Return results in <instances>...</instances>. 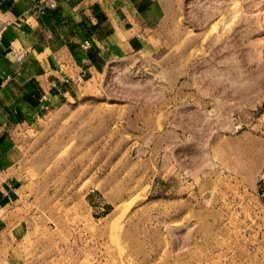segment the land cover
<instances>
[{
  "label": "rangeland",
  "instance_id": "1",
  "mask_svg": "<svg viewBox=\"0 0 264 264\" xmlns=\"http://www.w3.org/2000/svg\"><path fill=\"white\" fill-rule=\"evenodd\" d=\"M121 7L15 131L0 264H264V0Z\"/></svg>",
  "mask_w": 264,
  "mask_h": 264
},
{
  "label": "crops",
  "instance_id": "2",
  "mask_svg": "<svg viewBox=\"0 0 264 264\" xmlns=\"http://www.w3.org/2000/svg\"><path fill=\"white\" fill-rule=\"evenodd\" d=\"M55 2L0 0V210L14 203L19 186L15 131L65 93L69 77L61 66L88 67L127 28L122 0Z\"/></svg>",
  "mask_w": 264,
  "mask_h": 264
},
{
  "label": "built area",
  "instance_id": "3",
  "mask_svg": "<svg viewBox=\"0 0 264 264\" xmlns=\"http://www.w3.org/2000/svg\"><path fill=\"white\" fill-rule=\"evenodd\" d=\"M44 2L46 3V5L48 6V7H50V8H55L56 7V2H55V0H44ZM88 42L87 41H85L84 43H83V45L84 46H88ZM22 57H23V54H18L17 55V58L19 59V60H21L22 59ZM76 78H78V77H76ZM68 79V78H67ZM79 79V78H78Z\"/></svg>",
  "mask_w": 264,
  "mask_h": 264
}]
</instances>
